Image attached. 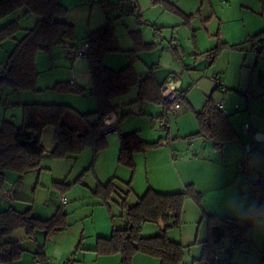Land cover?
<instances>
[{
  "label": "trees",
  "instance_id": "obj_1",
  "mask_svg": "<svg viewBox=\"0 0 264 264\" xmlns=\"http://www.w3.org/2000/svg\"><path fill=\"white\" fill-rule=\"evenodd\" d=\"M152 2L182 14L174 4L168 1L152 0ZM134 3L139 8L135 1ZM22 8L23 15L29 12L34 13L38 19L32 27L24 30L21 38L16 39L13 49L0 66V88L6 87L11 93L37 91L36 82L39 71L36 67V55L39 51L50 52L56 45H62L67 53L69 49H77L70 45L76 39L74 25L61 19L67 9L58 0H0V19ZM105 14L109 13L105 11ZM117 15V17L121 16ZM18 31H20L18 23L9 21L0 27V42L15 39ZM262 35L264 30L247 38L256 40L254 43L256 53L258 51L256 42L264 40V37H260ZM131 37L133 48L129 52L135 56L140 51L155 47L154 43L144 42L139 31H132ZM85 41L89 43L85 56L91 79L89 91L86 92V89L79 85L63 81L56 82L51 89L80 95L88 93L97 102L96 110L78 112L63 103L12 104L22 107V118L19 125L6 119L0 125V187L4 184L7 171L18 173L19 180L22 174L40 168L45 153L42 134L47 127L53 128L55 145L50 151L53 157H70L86 147H91L95 151L104 147L106 141L101 135V130L114 123L119 124L121 119L117 115L118 107L112 104V99L125 94L133 86L138 87L137 101L159 103L167 108L169 105L172 106L162 101L160 89L165 82L159 83L152 73L157 64L147 66L150 71L146 75H141L136 72L132 64L115 70L103 63L107 53L121 51L114 34L112 20L108 19L105 25L90 31ZM216 50V48L211 50L212 57L215 56ZM217 85L220 87L218 83ZM178 94L182 102L183 94ZM196 118L199 124L198 130L186 138L204 136L215 144L220 143L217 148H221L238 137L228 116L210 96L206 98L202 109L196 112ZM119 141L117 160L120 164L129 167H134L135 153L156 148L161 143L159 140L144 141L137 131L121 133ZM93 163L92 161L89 169L93 167ZM118 182V178L116 180L112 177L105 183H98L93 191L102 200L101 204L107 208L111 220L114 217L110 207L111 200L118 203L124 214L122 226L113 225L108 237H97L94 251L98 255L119 254L120 264H132L133 257L137 253L158 258L159 264H181L185 249L191 244L185 245L170 239L167 229L172 226V221L178 224L187 197H191L197 207L200 206L201 193L192 184L186 185L183 191L172 193L148 189L138 197L136 203L130 205L128 204V197L131 194L129 182L126 183V189H122ZM60 184L65 185V183ZM120 190L122 195L119 194ZM115 193L119 195V201L112 197ZM202 219H205L208 237L201 242L202 251L198 258L200 263L210 264L212 255L218 247L226 245L231 239L241 243L250 227V224L244 221L206 213H202ZM158 220H162L164 224L159 233L141 236L140 229L144 222ZM66 226V213L61 208L45 220L31 216L30 209L23 212L11 206L0 209V264H12L23 251L17 241L8 238L12 231L25 228L27 235H33L36 229H43L47 234L64 229ZM38 254L44 255V251ZM229 256L222 257V264L227 263ZM46 259H48L46 256L40 257L43 263Z\"/></svg>",
  "mask_w": 264,
  "mask_h": 264
},
{
  "label": "rangeland",
  "instance_id": "obj_2",
  "mask_svg": "<svg viewBox=\"0 0 264 264\" xmlns=\"http://www.w3.org/2000/svg\"><path fill=\"white\" fill-rule=\"evenodd\" d=\"M58 2L67 9L61 19L74 25L75 45L85 40L90 31L105 25L110 19L112 20L118 46L122 49L131 50L133 40L130 34L135 29H141L146 33L147 39L156 43L154 48H157V50L142 52L138 60L137 56L131 52L122 51L120 53L121 51H119L118 53L128 59L129 62H126V65L134 63L133 65L138 73L146 74L147 69L143 60L146 59L149 63L158 61L159 74L164 78V75L170 71L177 72V69L182 65L180 59L173 58L172 55L169 56L168 51L171 50L169 40L172 39L170 37L176 35L173 42L182 41V44H185L183 49L186 54L190 50H196L191 41V35L195 34V38L200 39L198 40L199 51L205 52L213 48L217 49L215 51V61L209 68L211 71L214 67L219 72V76H222L221 79L224 81L225 86L231 87L228 93L235 94V96L242 99H245L244 96L246 95L254 101L260 100V92L264 91L260 87V85L264 87V59L256 60L257 53L253 48L256 40H248L247 37L254 36L264 30V0H168L182 14L170 10L164 12L161 4L157 3V10L162 13L163 18L168 20L166 22L164 20L155 21L147 18L144 14L141 17L149 26L140 24L132 15L117 17V14L114 13L105 14L101 0H58ZM141 8L144 10L143 5H141ZM22 13L23 8L17 10L14 14L16 17H21ZM13 15L10 14L0 19V27L11 21ZM154 15L159 17L156 12ZM25 23L26 19L22 21L21 25L23 26ZM153 28L157 33L150 36V30H153ZM219 34L220 38L215 40L216 37L213 36L218 37ZM210 37L214 38L211 42L209 41ZM260 37H264V35ZM14 44L13 39L0 42V65L5 62ZM161 48H164L163 54ZM79 57L86 58L85 56ZM75 58L78 57H69L62 45L52 47L50 52L39 51L36 55V64L39 71L36 87L40 90L39 95L36 96L43 101L68 104L78 112L84 111L83 104L90 100L97 108L95 98L88 93L85 95L59 93V91H55L50 87L47 88V86H53L57 81L68 82L67 76H70V70H79L78 66H75L77 62L74 60ZM121 58L123 57L119 56L120 63H122ZM186 59L187 57L183 59V64L187 61ZM103 63L108 66L104 59ZM210 71L206 72L209 74ZM78 84L83 85L82 83ZM133 92L130 90V93L128 91L121 95L123 99H116V103L113 102L118 104L122 103L117 102L118 100H125L124 103H128L135 96ZM27 93L29 95L34 94L33 91H27ZM25 94L22 91L11 93L6 87L0 88V99H2L0 102V125L4 119L13 121L17 125L20 124L22 107L13 106L10 103L26 101ZM84 99L85 101H83ZM133 105L134 103L129 102L126 107L117 108V115L121 118L120 121L122 120L120 124L122 134L137 131L139 136L143 134V136L150 137L149 139L155 137L156 133L164 135L163 127L160 126L161 123L158 122L157 118L153 119L147 112L136 114L139 105H136V107ZM242 112L245 111L240 113ZM236 120L237 123H240L241 119L237 117ZM50 130H52V127L46 129L42 138V143L46 148L52 143V137L51 142L49 140ZM103 137L106 145L97 151L91 147H86L76 155L62 158L53 157L50 152L44 153L40 168L22 174L19 180L18 173L7 171L4 184L0 187V196H2L3 191L13 188L17 200L22 199L21 202L24 204L23 207L21 206L22 209L21 207H17V209L23 211L32 206V209L35 208L40 217H44L43 215L47 213L49 215L50 210L53 212L55 209L57 210V207L61 208L65 213H68L67 234L69 235H67L68 239L64 240L63 246L74 248L78 241L89 245L90 233L91 231L94 232L96 227L99 228V216L101 212H104L102 209L94 210L93 208L98 201L102 203V200L93 193L98 183H105L110 178L115 177L116 180L118 178L119 186L126 189V183L129 182L131 194L128 197V204L131 205L136 203L138 197L148 189H153L148 187L149 184H159L160 181L165 179L164 177L168 179L164 166L150 168L149 171L144 168L145 165L142 160L144 157L146 158L148 151L155 148L135 153L134 167H129L120 164L117 160V149L120 148V141L116 131L103 135ZM92 161L94 162L93 167L89 169ZM60 183H65V185ZM121 193L122 190L119 194L122 195ZM61 195L69 199L66 204L61 205L59 203ZM112 197L116 201L120 200L119 195L116 193ZM4 207V203L0 205V209ZM110 207L114 216L112 219L114 225L116 227L122 226L124 214L118 203L111 200ZM107 214L109 218V212ZM155 223L157 222H144L140 229L141 236L159 233L160 225ZM171 223L172 226L167 229V235L170 239L182 242L185 245L191 242L190 247L185 249L181 264H198L199 242L204 237L206 222L205 219H202L197 205L191 197H187L184 201L178 224H175L174 221ZM160 229L162 228L160 227ZM81 233L87 239H80ZM82 244H80V247H82ZM70 256L68 254L65 261L71 259Z\"/></svg>",
  "mask_w": 264,
  "mask_h": 264
},
{
  "label": "crops",
  "instance_id": "obj_3",
  "mask_svg": "<svg viewBox=\"0 0 264 264\" xmlns=\"http://www.w3.org/2000/svg\"><path fill=\"white\" fill-rule=\"evenodd\" d=\"M135 2L140 8L141 16L146 14L147 18L155 21L164 20L166 22L168 20L163 18L162 13L156 8L157 3H153L152 0H135ZM141 5L144 6V10L146 9V11L142 10ZM161 8L164 12H166V10L168 12V9H165L162 5ZM152 11H154V13H158L159 17H156ZM15 12H13L12 15ZM128 16L131 15L128 14ZM183 16L186 18L184 14ZM24 19H26V23L22 26L21 23ZM37 19L38 16L30 12L24 15L22 13L21 17H16L14 14L11 21H16L20 27V31H18L15 35V39H13L14 42H16V39L21 38L24 34V30L32 27ZM134 31L140 32L144 42L154 43L156 46L155 42L146 38V33L143 32V30L135 29ZM150 33V36H153L156 35L157 32H155V29L153 28V30H150ZM213 37H216L215 40H218L220 38V34L218 37L216 35ZM213 37L209 38L210 42ZM170 38L172 39L169 40L171 49L168 51L170 53L169 56L172 55L173 58H178L182 62V65L177 69V72L173 73L170 71L166 75L163 74L165 76L163 78V76L159 74L160 70L158 61H152L149 63V61L145 59L143 62L145 63V67L147 69L146 74L150 71L147 66L157 64V67L152 71L156 80L159 83L171 82L177 92L183 94L180 107L175 109L171 105L167 108L163 104L159 103L147 101L139 102L137 101L138 87L133 86L130 88V90L134 91L133 93H135V96L129 102L134 103L133 106L135 107L136 105H139L138 112H136V114H143L147 112V114L153 119L157 118L158 122L161 123L160 126L163 127L165 132L164 135L156 133L155 137H152L151 139H149L150 137H146V135L143 136V134L140 136L147 142H154L158 140L161 142L158 147L146 153V158L144 157L142 160L145 165L144 168L149 171L150 168L153 169L158 166H164L166 176L168 177V179L164 177L165 179L160 181L159 184H149L148 187H151L159 192L172 193L182 191L186 185L192 184L194 188L201 193L200 206L197 207L201 217L202 213H206L239 220L224 207L223 200L221 199V194L223 193L236 192L250 202L246 206L242 207L241 211L248 216L257 217L258 221L264 225V196L253 193L250 185L251 181L258 178H261L262 183H264V91L260 92V100L258 101L247 98L246 95L244 96L245 99H242L239 96H235V94L228 93V91L231 90V87H226L224 81H222L225 86V90H223L217 85V82L212 79V75L214 74L218 75L220 79L222 77L219 76V72L214 67L210 71L209 67H211L216 58L215 56L212 57V49L206 50L205 52L199 51L198 40L200 39L197 37L195 38V34H192L191 41L196 50H190L185 54V50L183 49L185 44L183 45L182 41H176V43H174L173 41L176 39V35ZM84 41L85 40L81 41L78 45H75V42L73 41L70 45L74 48H80ZM132 43L133 42H131V44ZM119 48L121 50L120 53H122V51L129 52V49ZM155 49L157 50V48H153L151 50L155 51ZM146 51L148 50L140 51L136 57L137 60L140 58V54H142V52L145 53ZM161 52L162 54L164 53V48H161ZM116 53L112 52L106 54L104 61L108 66L115 68V70H119L125 67L127 64L126 62L129 61L125 58V56H121L119 53ZM117 55L123 57L121 58L122 63L119 62V56ZM186 57L187 61L183 64V59ZM262 59H264V57L259 58L256 55L257 61ZM74 60L77 61L75 66L77 65L79 70H70V76H67L68 82L74 85L82 83L83 85L79 86L85 88L86 92H88L91 88V79L89 78L87 60L82 57L75 58ZM133 64L132 66L134 67ZM256 65L257 63L255 66ZM134 69L136 68L134 67ZM206 71H210V73L208 74ZM139 74L146 75L144 73ZM48 87L51 88L52 85L47 86V88ZM260 87L264 89L262 85H260ZM39 90L40 89L37 88V91H33L34 94L32 95H29L27 91H22V93H26V101H23L22 103H51L43 101L36 96L39 95ZM208 96H210L228 116V119L238 136L235 141L224 144L221 148H217L214 141H211L204 136L186 138V136L195 133L198 130L199 124L196 118V112L202 109ZM121 97L122 96L119 95L112 99V104L116 105L118 109L120 107H126L129 104V102L124 103L126 102L125 100H118L117 102L122 103L115 104L116 99H123ZM83 101H85V99ZM15 103L21 102H13L10 103V105ZM220 104H222V106H220ZM83 108L84 111L82 112L96 110V106L93 102H91V100L87 103L85 102V104H83ZM241 111L245 112L240 113ZM237 117H240V123H237ZM121 121H119L118 130H116V134L118 136L121 134ZM244 124L251 125V131L245 132L243 129ZM46 129L43 131V134ZM256 134H258L259 140L255 139ZM49 136L50 142L52 137V143L48 148L44 146L45 153H49L55 145L53 139V128L50 130ZM254 141L257 142L256 149L253 148ZM119 149L120 148L118 147L117 153ZM8 191L11 192V195L3 198V194ZM1 195L0 205L3 203L5 204L3 209L11 206L20 211L17 207H23L24 205L21 202L22 199L17 200L18 198L15 197L13 188L3 191ZM63 196L64 195H61L59 199V203L61 205L66 204L67 201H69V199H66V202L62 203L61 198ZM93 208L94 210L102 209L104 212H101L99 216V228L96 227L95 231H91L90 233V239L88 241L89 245H85V243L82 244V241H78L74 248L63 246L64 240L68 239L67 235H69L67 234L68 223L64 229L55 230L47 234L43 229H36L33 235H27L25 228H18L12 231L8 238L13 241H17L23 251L12 262V264H41V256H46L49 259L50 264H64L68 254L71 255V264H120L119 254L98 255L94 251L97 237H108L111 234L114 223L113 220L110 219V216L108 218L107 209L101 204V202L98 201ZM27 209H30L31 216L43 220L49 219L56 211V209L53 212L50 210L49 215L47 213L46 215H43L44 217H40L37 210H35V208L32 209V206ZM67 214L68 213H66V220ZM155 224L158 225L157 223ZM207 237L208 231L206 227L204 229V237L199 242L200 247L197 254L198 258L200 257L202 251L201 242L205 241ZM83 238H85V236L81 233L80 239ZM80 244H82V247H80ZM39 245L43 247L44 255L40 256V254H38ZM132 264H159V260L155 257L137 253L133 257ZM198 264L201 263L198 261ZM226 264H264V232H258L250 225L246 231L244 240L239 244L238 249L228 257Z\"/></svg>",
  "mask_w": 264,
  "mask_h": 264
},
{
  "label": "built area",
  "instance_id": "obj_4",
  "mask_svg": "<svg viewBox=\"0 0 264 264\" xmlns=\"http://www.w3.org/2000/svg\"><path fill=\"white\" fill-rule=\"evenodd\" d=\"M102 4L104 6V11L107 13H115L119 15H125V14H132L135 16L136 20L140 24L148 25V23L142 19L141 17V12L139 8L135 5L134 0H116V1H111V0H101ZM89 43L84 41L83 44L81 45L80 48L77 49H69L68 50V55L69 57H79V56H86L87 51H88ZM256 48H257V56L259 58L264 57V40L256 42ZM212 79L215 80L221 87V89L225 90V86L223 85V82L218 78L216 74L212 75ZM161 96H162V101L164 103H170L172 104L173 108L178 109L180 107V96L172 86L171 82H166L160 89ZM222 106V104H220ZM251 125L249 124H244L243 129L245 132L251 131ZM256 144L257 142H253V148L256 149ZM220 146V143H216V147ZM251 189L254 193L260 194L264 196V183H262L261 178H258L256 180L251 181L250 183ZM11 195V192L8 191L3 194V197H8ZM61 202L65 203L66 198L63 196L61 198ZM239 242L236 239H231L227 242L225 245H221L218 247L216 252L213 253L210 264H222L223 259L222 257L224 255H231L234 251H236L239 247ZM38 252L43 253V247L38 246ZM70 259H67L64 264H69ZM41 264H50L49 259H46L45 262ZM201 264H206V263H201Z\"/></svg>",
  "mask_w": 264,
  "mask_h": 264
},
{
  "label": "clouds",
  "instance_id": "obj_5",
  "mask_svg": "<svg viewBox=\"0 0 264 264\" xmlns=\"http://www.w3.org/2000/svg\"><path fill=\"white\" fill-rule=\"evenodd\" d=\"M224 207L230 211L237 219L247 222L253 229L258 232H264V225H262L255 216H248L241 211V208L249 204L244 197L236 192H226L221 194Z\"/></svg>",
  "mask_w": 264,
  "mask_h": 264
},
{
  "label": "water",
  "instance_id": "obj_6",
  "mask_svg": "<svg viewBox=\"0 0 264 264\" xmlns=\"http://www.w3.org/2000/svg\"><path fill=\"white\" fill-rule=\"evenodd\" d=\"M116 130H118V125L117 124H112V125L104 127L101 130V135L103 136V135H106L108 133L114 132ZM255 139L259 140L258 134L255 135ZM157 223L160 225L161 228L164 227V224H163L162 220H158Z\"/></svg>",
  "mask_w": 264,
  "mask_h": 264
}]
</instances>
